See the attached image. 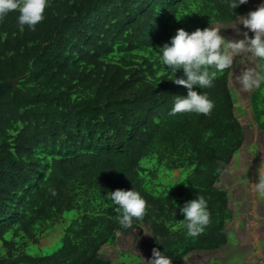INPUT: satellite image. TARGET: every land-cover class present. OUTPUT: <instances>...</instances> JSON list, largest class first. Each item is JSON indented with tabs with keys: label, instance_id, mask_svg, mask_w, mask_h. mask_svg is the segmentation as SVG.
Masks as SVG:
<instances>
[{
	"label": "trees",
	"instance_id": "16d2710c",
	"mask_svg": "<svg viewBox=\"0 0 264 264\" xmlns=\"http://www.w3.org/2000/svg\"><path fill=\"white\" fill-rule=\"evenodd\" d=\"M17 15L0 19V264H110L101 248L139 223L151 228L152 247L173 264L226 245L233 214L217 184L244 143L229 87L232 69L196 89L214 101L210 114L172 115L174 96L187 94L171 81L175 73L151 80L156 71L147 59L107 60L113 53L157 50L180 28L235 21L225 0H48L35 31H21ZM41 146L52 147L49 162L35 158ZM148 158L187 174L155 195L143 177ZM132 187L147 201L146 213L125 229L118 205L105 195ZM197 194L207 201L210 223L191 237L173 207ZM72 211L80 214L57 249L26 251Z\"/></svg>",
	"mask_w": 264,
	"mask_h": 264
},
{
	"label": "rangeland",
	"instance_id": "374dc122",
	"mask_svg": "<svg viewBox=\"0 0 264 264\" xmlns=\"http://www.w3.org/2000/svg\"><path fill=\"white\" fill-rule=\"evenodd\" d=\"M260 2L261 0H248V3L243 5L240 16L255 10ZM183 14L181 19L186 16V13ZM211 25L220 28L221 34L225 37H236L233 30L234 21L215 22L207 27ZM240 27L243 30V26ZM121 57L137 64L142 63L144 59L154 63L156 74L151 80L171 72L162 63L158 51L154 49L113 53L107 60L116 63ZM246 66L245 58L236 59L229 86L234 100V113L244 130V143L217 184L227 193L229 208L233 214L226 223L228 242L213 251H193L182 258L183 264H264V195L259 194L254 185L257 170L261 163H264V128L261 127V123H264V86L252 91L243 90L239 86L235 80V73ZM15 127L16 125L14 129ZM11 133L14 134L13 130ZM52 154V147L41 146L36 150L35 158L49 162ZM142 167L145 170L143 177L146 188L155 195L164 194L168 188L181 182L187 174L184 170H168L158 165L154 158L145 159ZM98 204L99 202L91 196V205L95 207ZM79 214L77 211L64 214L43 233L38 244L29 245L26 251L32 255H39L57 249L64 230ZM152 242L151 228L139 223L134 225L128 234L118 233L113 243L101 248L100 256L110 264H143L141 258L147 260L151 257Z\"/></svg>",
	"mask_w": 264,
	"mask_h": 264
},
{
	"label": "clouds",
	"instance_id": "9594fccd",
	"mask_svg": "<svg viewBox=\"0 0 264 264\" xmlns=\"http://www.w3.org/2000/svg\"><path fill=\"white\" fill-rule=\"evenodd\" d=\"M228 8L235 15L234 28L236 37L228 38L221 34V29L209 26L187 31L177 29L174 36L157 49L162 63L175 73L171 80L175 85L187 89L186 95H175L171 107L172 115L180 113L210 114L214 101L204 91L213 85L217 76L226 69H232L238 57L245 58L247 66L235 73V80L246 91L264 86V0L255 10L240 16L233 12L248 0H225ZM48 0H0V19L9 13L17 12V26L23 31L25 26L35 31L36 26L45 19ZM240 26H243V30ZM251 33V35H250ZM239 37V38H237ZM180 74L179 76L177 74ZM264 163L257 170L254 183L256 191L264 195ZM123 228H129L133 219L142 218L146 213L147 201L134 187L131 190L116 189L105 195ZM174 202V201H173ZM184 217L183 226L186 234L196 237L203 233L210 223V211L204 196L176 205ZM175 215L176 212L174 211ZM143 264H173V259L165 251L153 248L151 257Z\"/></svg>",
	"mask_w": 264,
	"mask_h": 264
},
{
	"label": "water",
	"instance_id": "95a60500",
	"mask_svg": "<svg viewBox=\"0 0 264 264\" xmlns=\"http://www.w3.org/2000/svg\"><path fill=\"white\" fill-rule=\"evenodd\" d=\"M2 91V87H1V89H0V92Z\"/></svg>",
	"mask_w": 264,
	"mask_h": 264
}]
</instances>
